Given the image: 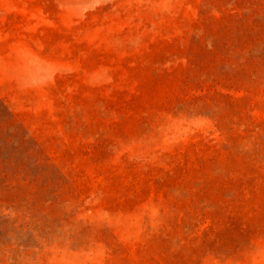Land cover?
I'll list each match as a JSON object with an SVG mask.
<instances>
[{
  "label": "rangeland",
  "instance_id": "1",
  "mask_svg": "<svg viewBox=\"0 0 264 264\" xmlns=\"http://www.w3.org/2000/svg\"><path fill=\"white\" fill-rule=\"evenodd\" d=\"M0 264H264V0H0Z\"/></svg>",
  "mask_w": 264,
  "mask_h": 264
}]
</instances>
